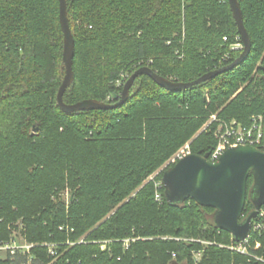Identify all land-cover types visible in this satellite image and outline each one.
<instances>
[{"label": "trees", "instance_id": "16d2710c", "mask_svg": "<svg viewBox=\"0 0 264 264\" xmlns=\"http://www.w3.org/2000/svg\"><path fill=\"white\" fill-rule=\"evenodd\" d=\"M65 1L74 41L67 105L115 104L121 75L142 67L190 83L240 55L229 49L239 34L227 0ZM237 2L251 43L240 65L182 92L140 76L121 106L65 114L56 104L58 1L0 0V243L19 228L33 245L0 264H196L193 252L202 253L197 264L246 263L225 248L233 239L215 227L213 209L167 203L169 168L152 178L212 115L264 121V0ZM212 131L192 142V154L208 156ZM252 183L250 174L240 221L253 211ZM101 241L111 243L102 250ZM255 241L264 247V231Z\"/></svg>", "mask_w": 264, "mask_h": 264}, {"label": "water", "instance_id": "95a60500", "mask_svg": "<svg viewBox=\"0 0 264 264\" xmlns=\"http://www.w3.org/2000/svg\"><path fill=\"white\" fill-rule=\"evenodd\" d=\"M59 5V26L62 32V64L64 76L56 94L58 109L65 114L108 110L121 106L128 97L134 81L140 76L150 78L157 86L169 92H182L243 63L250 52L251 43L242 23V15L237 0H227L239 38L242 42L241 54L230 65L207 73L190 83H174L157 75L149 67L134 71L123 85L120 99L115 104L95 100H84L73 105L63 102V95L73 82L72 60L74 41L66 16V1L57 0ZM262 147L264 148V138ZM252 175L253 183L249 191L253 211L240 221L247 197V179ZM164 196L169 204L193 200L197 205L214 210L215 227L227 232L234 242H242L250 232L252 220L264 205V150L253 146L228 148L216 162L207 157L190 154L162 175Z\"/></svg>", "mask_w": 264, "mask_h": 264}, {"label": "built area", "instance_id": "2783aa9c", "mask_svg": "<svg viewBox=\"0 0 264 264\" xmlns=\"http://www.w3.org/2000/svg\"><path fill=\"white\" fill-rule=\"evenodd\" d=\"M240 39V38H239ZM240 45V44H239ZM243 47L235 48L236 50H242ZM232 50V48H231ZM127 75H121L120 80L117 81V86H122L127 81ZM125 81V82H124ZM121 95V94H120ZM120 98V96H119ZM210 124H215L214 138L216 144L214 148L208 153L207 160L210 162H216L219 157L226 151L228 148H234L237 146H253L259 147L263 144L264 138V124L262 123L261 117H253L248 126L241 125L236 120H221L217 119L216 115H212L209 121ZM178 160L182 159L184 155H177ZM178 160H173L172 163H176ZM160 196L156 195V200H159ZM264 231V205L259 209L257 217L252 220L250 226V232L246 239L242 242H234L225 247L226 249L240 254L247 258L246 263L251 264L252 261L264 264V255L258 254V249L260 247L259 242L255 241L254 246L252 245V238L254 236H261ZM82 242V241H80ZM128 239L123 240L125 246H128ZM199 242V241H198ZM3 243H0V249L3 248ZM33 245H30V248ZM7 250L10 254L14 255L17 250L9 248ZM102 248H104L102 246ZM29 251V247H27ZM27 252V251H26ZM51 255H54L53 246L49 249ZM24 254V253H22ZM243 264V263H241Z\"/></svg>", "mask_w": 264, "mask_h": 264}, {"label": "rangeland", "instance_id": "374dc122", "mask_svg": "<svg viewBox=\"0 0 264 264\" xmlns=\"http://www.w3.org/2000/svg\"><path fill=\"white\" fill-rule=\"evenodd\" d=\"M225 40V39H224ZM235 42L234 43H232L230 46H229V49H230V51L232 52V53H234V52H238L239 50H236L235 48H240V46H241V44L239 43V39H237V38H235ZM240 44V45H239ZM242 47V46H241ZM231 48H232V50H231ZM242 51V50H241ZM241 51H240V54H241ZM214 115H216V114H214ZM211 118V117H210ZM210 118L207 120V122L203 125V127L188 141V142H186V144H184L175 154H174V156L168 161V162H166L153 176H152V178L153 177H156V176H158L159 174H160V172H162V171H164L165 169H167V168H171L173 165H174V163H172L173 162V160L175 159V160H178L177 159V155H179V154H181V155H184V157L185 156H187V155H190V154H192V148H191V144H192V142L199 136V135H201L202 133H208L209 131L211 132L212 131V129H210V127L211 126H213V131H212V134L214 135V132H215V124H210L209 125V121H210ZM262 118V117H261ZM262 123L264 124V121H263V118H262ZM256 148H258V147H256ZM179 161V160H178ZM177 161V162H178ZM156 183H158V181L156 182ZM63 198L66 200V199H68V193L66 192V193H64V195H63ZM132 241H135L134 239H132ZM190 241H193L194 242V240H190ZM195 242H197V243H200L201 245H203V246H207V245H210V244H212V243H208V242H203V241H195ZM257 242H259V244H260V247H259V249H258V252L259 251H263L264 250V247H262V243L260 242V241H257ZM109 243H111V241H109V242H107V241H101V242H99L98 244H100V245H102L104 248L106 247V245L107 244H109ZM67 244H69L68 242H67ZM3 248L2 249H0V261L1 262H4L5 260H7V257H8V248H7V246L9 247V248H13L14 250H17V252L18 253H29V251L27 250V247H29V250L32 248H30V244L29 243H27L26 241H24V239H23V237L21 236V231L19 230V228L18 229H14L13 231H12V234H11V236H10V239H9V241H6V242H4L3 244ZM54 244H49V248H52V246H53ZM225 247V246H224ZM226 247H229V246H226ZM101 249L103 250V248L101 247ZM27 251V252H26ZM10 254V253H9ZM20 254V255H21ZM10 255H12V254H10ZM201 255H202V253L201 252H193L192 253V256H193V259H194V261H195V263L197 264V263H199V261H200V258H201ZM260 255H262V252L260 253ZM30 264V263H29Z\"/></svg>", "mask_w": 264, "mask_h": 264}]
</instances>
